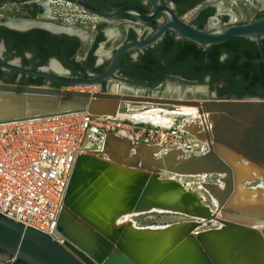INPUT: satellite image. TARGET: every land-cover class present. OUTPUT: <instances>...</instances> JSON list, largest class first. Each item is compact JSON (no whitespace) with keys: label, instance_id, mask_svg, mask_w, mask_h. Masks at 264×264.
Here are the masks:
<instances>
[{"label":"water","instance_id":"water-1","mask_svg":"<svg viewBox=\"0 0 264 264\" xmlns=\"http://www.w3.org/2000/svg\"><path fill=\"white\" fill-rule=\"evenodd\" d=\"M64 1L106 19L134 13L148 21L165 9L159 5L153 15L143 16L128 7L99 12L78 0ZM170 29L198 44H220L242 37L261 45L264 15L246 25L208 34L173 16L149 40L119 51L108 70L93 80L36 75L59 85H100L112 77L126 50L152 45ZM144 101L186 104L205 114L202 128L185 127L196 133L198 140L207 142L208 152L186 156L172 150L159 156L164 151L160 146L131 144L108 134L100 152L81 155L75 163L57 223L63 245L0 215V250L9 259L25 264H264V188L250 186L264 180V100L181 102L0 83V125L81 113L115 115L119 105ZM164 174L218 176V183L204 185L216 201L215 212L179 182L162 178ZM153 209L217 220L222 227L198 231L200 222H182L164 230H137L130 224H117L122 216ZM0 264L9 262L0 259Z\"/></svg>","mask_w":264,"mask_h":264},{"label":"flooded vegetation","instance_id":"flooded-vegetation-1","mask_svg":"<svg viewBox=\"0 0 264 264\" xmlns=\"http://www.w3.org/2000/svg\"><path fill=\"white\" fill-rule=\"evenodd\" d=\"M60 1L64 0H0V83L97 93H115V86H126L152 96H170L171 88L164 93L161 90L168 83H176L190 94L188 99H194L197 91L198 100H264V39L261 45L242 37L220 44H198L170 29L152 45L126 50L112 77L100 85H59L36 75L42 73L69 81L93 80L108 70L119 51L149 40L173 16L208 34L246 25L261 18L264 9H257L258 13L250 19H241L223 8L220 0H78L99 12L128 7L149 16L156 6L165 8L150 20L142 21L134 13L106 19L70 3L94 18L84 23V34L77 26L67 28L41 22L50 11L55 13L56 9L49 10L48 6ZM179 92L181 89L175 88L173 95Z\"/></svg>","mask_w":264,"mask_h":264},{"label":"built area","instance_id":"built-area-1","mask_svg":"<svg viewBox=\"0 0 264 264\" xmlns=\"http://www.w3.org/2000/svg\"><path fill=\"white\" fill-rule=\"evenodd\" d=\"M247 2L253 6V1ZM108 134L163 145L165 152L206 154L194 143L198 139L177 127L163 129L106 115L81 113L0 125V215L63 245L57 223L75 163L79 156L99 149ZM187 137L194 145L183 144Z\"/></svg>","mask_w":264,"mask_h":264},{"label":"bare ground","instance_id":"bare-ground-1","mask_svg":"<svg viewBox=\"0 0 264 264\" xmlns=\"http://www.w3.org/2000/svg\"><path fill=\"white\" fill-rule=\"evenodd\" d=\"M228 1H232V0H228ZM114 91L116 94H119L121 96H131L132 95L136 97H147L151 99H160V100H176V101H181V102H186V101L200 102L201 101L198 99H188V98L178 97L177 95H173V97H169L167 96L168 95L167 93L165 94V96H161L158 93L155 94L154 96L146 95L138 91L137 92L131 91L130 88L126 86H115ZM203 100H207V99H203ZM144 102L145 104H138V105L126 104L122 107L121 105H119L117 109V113L115 115H111V114H96V115H99V116L106 115L111 118H123V119H130L134 121H142V122H146L148 124H152L156 127H160L163 129H171L173 127L174 128L177 127L181 129L183 132L188 133L191 137H194V138L197 137L196 133L191 132V130L187 129L185 126H188V127L198 126L202 128V125L205 121L204 120L205 114L204 115L199 114L197 109L191 107L190 105L188 106L186 104H178V103H160V102H154V101L153 102L144 101ZM147 103H153L154 105H150ZM155 104H162L164 106L173 105V107L158 108L155 106ZM115 136L118 138H125L129 142H131V144H136L135 141L132 140L131 137L128 135H115ZM189 140L191 139L187 137L186 140L183 142V144L186 146H189V145H194L195 143L197 146L202 148L204 153L208 152L209 149H208L207 143L202 142L201 140H198L194 143L192 142L193 144H191ZM104 144L105 142L101 144L99 149L92 150L91 152H100ZM160 147L163 148L164 151L161 154H159V156L164 154L165 151H167V149L163 145H161ZM180 151L184 153L185 155H187V152L185 151V149L184 150L181 149ZM97 155H102V154L97 153ZM162 178L172 179V180L179 182L184 188H186V190L196 193L201 199L203 206L209 208L212 213L215 212L216 201L214 198L210 196L209 192L204 188V185L218 183V178H219L218 176L211 175V174H202V175H194V176H178V175H173V174H164ZM219 186L222 187V184H219ZM250 186L253 188H258V187L264 188V180L262 179L254 184H251ZM206 197L210 200V205L205 203L206 201H204V199L206 200ZM151 214H161L165 216H184V217L187 216L185 214H181L178 212L153 209L150 211L137 212V213L127 214L125 216H122L120 219L117 220V224L119 225L130 224L137 230H164L168 228L169 226H171V225L169 226L158 225V226L142 227L135 221V218L137 217L151 215ZM187 217H190V218L187 219V221H183V222H200L201 223L202 228H199L198 231H204V230L216 229V228L222 227V225L217 220L193 218L191 216H187ZM208 222L212 224V227L206 229L205 226L207 225ZM179 223H182V222H179Z\"/></svg>","mask_w":264,"mask_h":264},{"label":"rangeland","instance_id":"rangeland-1","mask_svg":"<svg viewBox=\"0 0 264 264\" xmlns=\"http://www.w3.org/2000/svg\"><path fill=\"white\" fill-rule=\"evenodd\" d=\"M251 1H253V6H251L247 2V0H232V1L220 0L223 8L235 12L238 18H241V19H246V18L250 19L255 14L258 13L257 9L259 10L261 8L262 10L264 9L262 0H251ZM48 8L49 10H52L53 8H55L56 9L55 13H51L50 11L44 17H42L44 19H42L41 22L54 23L60 26H65L67 28H70V26H77V28H79V30L84 32V34L87 32V29H85L87 24H84V23H88L94 19L91 16H88L85 13L81 12L76 7L71 5L70 3H67L64 1L51 3V5L48 6ZM87 46H88V41H85L84 48H87ZM181 87L182 86L176 83H174L173 85L171 83H168L166 84L165 87L162 88L161 93H164L167 88H171L169 97H173L174 89L180 88L181 92H179L177 96L187 98L186 96H189L190 94H188V92H185L186 89H184V87L182 88ZM194 87L199 88L201 86L195 85ZM75 90L80 91L79 89H75ZM86 91H90V90H86ZM197 94H198L197 91L193 94V97H195L194 99H197ZM204 201H206L205 203L210 205V200L207 197H206V200L204 199ZM189 218L190 217H187V216L186 217L184 216H165L161 214H151V215L137 217L135 218V221L142 227L158 226V225L169 226L175 223L187 221V219ZM211 227H212V224L210 222H208L207 225L205 226L206 229L211 228ZM0 259H4V261L9 262V264H17L16 259L14 258L9 259L7 254L1 250H0Z\"/></svg>","mask_w":264,"mask_h":264},{"label":"trees","instance_id":"trees-1","mask_svg":"<svg viewBox=\"0 0 264 264\" xmlns=\"http://www.w3.org/2000/svg\"><path fill=\"white\" fill-rule=\"evenodd\" d=\"M17 264H25L24 262L20 261V260H16Z\"/></svg>","mask_w":264,"mask_h":264}]
</instances>
